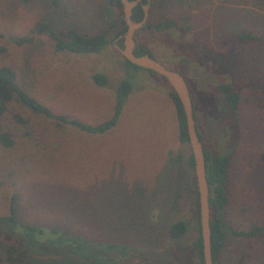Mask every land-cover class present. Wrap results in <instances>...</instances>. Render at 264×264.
<instances>
[{
  "label": "rangeland",
  "instance_id": "obj_1",
  "mask_svg": "<svg viewBox=\"0 0 264 264\" xmlns=\"http://www.w3.org/2000/svg\"><path fill=\"white\" fill-rule=\"evenodd\" d=\"M149 1L151 23L175 20L179 28L139 29L136 37L185 79L203 146L231 154L227 222L246 231L253 214L264 219V111L259 89L246 86L250 78L264 83V0ZM119 12L109 0H57L54 6L48 0H0V67L12 68L19 85L55 114L98 124L112 113L119 83L132 85L116 126L104 135L32 118V136L25 137L24 128L5 118L15 145H0V215L15 194L20 222L81 235L97 245L100 264H162L166 258L169 264H198L192 245L198 222L195 177L188 167L189 145L178 139L172 89L158 75L126 67L116 48L120 37H114ZM186 16L189 33L190 23L181 21ZM39 23L58 34L109 30L110 43L94 55L55 52L47 34L33 32ZM241 31L261 41L239 45L233 38ZM21 38L31 41L14 43ZM96 73L106 76V87L95 85ZM228 82L243 86L235 115L216 88ZM242 208L248 209L245 217ZM177 221L190 229L172 241L168 229ZM0 240L19 246L23 264H91L67 249L18 241L4 228ZM217 259L264 264L262 238L226 231Z\"/></svg>",
  "mask_w": 264,
  "mask_h": 264
},
{
  "label": "trees",
  "instance_id": "obj_2",
  "mask_svg": "<svg viewBox=\"0 0 264 264\" xmlns=\"http://www.w3.org/2000/svg\"><path fill=\"white\" fill-rule=\"evenodd\" d=\"M51 5H56L57 0H48ZM119 10V15L115 19L118 25L115 38H119L126 31V25L123 20L122 5L120 0H109ZM133 1V0H129ZM146 0L136 6L133 10L132 21L135 23L141 22L143 19V10L141 5H145ZM189 12V11H188ZM183 12V13H188ZM114 21V22H115ZM183 22L190 23L186 26L185 33L192 30L191 16L183 17ZM115 26V25H114ZM179 28L178 21H167L165 23H151L147 20L146 25L140 29L163 32L170 29ZM33 32L38 34H47L54 42L55 52L75 54V55H94L100 54L110 43L109 30H102L91 36H86L78 32L76 29H68L63 34H58L45 24H36ZM137 33V32H136ZM239 45L254 44L260 42V37L251 32L241 31L233 38ZM31 39L21 38L15 39L14 43L22 45L30 42ZM136 48L134 54L142 56L147 54L155 59L150 53L146 45L139 41L135 34ZM118 46L123 48V40L118 41ZM156 60V59H155ZM126 67L134 70H140L133 66L128 61L124 60ZM159 62V61H158ZM161 63V62H160ZM162 64V63H161ZM163 65V64H162ZM150 74L155 73L146 70ZM163 79V78H162ZM92 80L99 87H106L108 80L102 73L92 75ZM164 80V79H163ZM165 81V80H164ZM246 86H256L260 91L261 98L259 104L264 111V83L259 82L256 78H250ZM242 87L235 88L230 82L217 84L216 88L223 96V99L228 106L230 113L235 115L238 113ZM189 88V87H188ZM132 91V85L128 81L119 83L115 90V102L112 113L105 121L98 124H87L78 119L70 118L66 115L55 114L48 107L44 106L32 96H30L18 83L16 72L9 66L0 67V145L5 149H11L15 145L14 134L4 125V119L9 117L12 122L24 128L23 136L31 137L33 129L32 118H42L57 127L70 126L82 133L92 135H104L113 129L124 108L125 102ZM190 92V89H189ZM191 95V93H190ZM170 99L175 107L176 118L178 123V139L180 143L188 145V134L186 127L185 114L176 94L171 90ZM192 99V98H191ZM193 104V103H192ZM194 110V106H193ZM195 117V116H194ZM197 129V127H196ZM199 140L203 144L202 136L199 134ZM203 152L206 162V180L209 186V205H210V230H211V252L214 264L217 263V255L223 250L226 231L231 232L235 237H256L262 238L264 244V219L253 214L250 221L247 220L246 231H237L235 227L230 226L227 222V216L230 213V197L227 191L229 180V170L231 166V154H213L209 149L203 146ZM188 167L193 170L194 161L192 156L188 160ZM18 197L14 194L9 198L8 210L4 215H0V228H4L9 234L14 235L18 241L26 243H39L47 247L62 251L67 249L70 254L83 258L91 264H100L101 253L97 249L95 243L85 239L81 235L65 233L58 228H45L30 224H25L19 221L17 216L16 205ZM196 204L198 207V198L196 195ZM242 215H248V209L242 208ZM231 214V213H230ZM244 216V217H245ZM236 223V222H235ZM189 225L184 221H177L170 225L168 236L172 241L180 240L189 231ZM195 260L198 264H203L202 256V240L200 235L199 221L197 222V236L193 241ZM111 245L110 248H113ZM25 254L17 244L7 243L0 240V264H23ZM167 259V258H166ZM162 261V264H169L168 260ZM58 262L57 264H59Z\"/></svg>",
  "mask_w": 264,
  "mask_h": 264
},
{
  "label": "water",
  "instance_id": "obj_3",
  "mask_svg": "<svg viewBox=\"0 0 264 264\" xmlns=\"http://www.w3.org/2000/svg\"><path fill=\"white\" fill-rule=\"evenodd\" d=\"M120 3L122 5L123 20L126 25V31L120 36V39L123 40V48L116 47L117 50L123 59L131 63L133 66L151 71L162 77L178 97L184 111L188 145L194 161L193 173L198 198V221L202 240L203 264H214L211 252L209 186L206 180V162L203 152V144L199 140L196 129L193 104L188 85L179 72L168 69L147 54L142 56H136L134 54L136 48L135 34L147 23L150 1L147 0V4L141 5L144 15L142 21L138 23L132 21V14L134 8L140 5L142 0H120Z\"/></svg>",
  "mask_w": 264,
  "mask_h": 264
},
{
  "label": "flooded vegetation",
  "instance_id": "obj_4",
  "mask_svg": "<svg viewBox=\"0 0 264 264\" xmlns=\"http://www.w3.org/2000/svg\"><path fill=\"white\" fill-rule=\"evenodd\" d=\"M146 4H147V0H146Z\"/></svg>",
  "mask_w": 264,
  "mask_h": 264
}]
</instances>
